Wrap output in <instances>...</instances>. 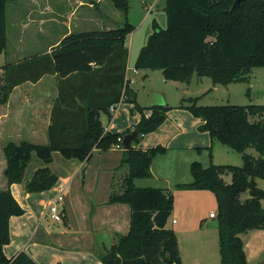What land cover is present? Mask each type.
Listing matches in <instances>:
<instances>
[{
  "label": "trees",
  "instance_id": "16d2710c",
  "mask_svg": "<svg viewBox=\"0 0 264 264\" xmlns=\"http://www.w3.org/2000/svg\"><path fill=\"white\" fill-rule=\"evenodd\" d=\"M15 1L0 0V53L8 46L7 4ZM111 1L116 9L127 13L129 0ZM166 2L167 28L160 29L154 23V32L139 52L135 69L161 70L165 80L172 82L190 84L196 75L210 78L214 85L228 86L248 82L252 69L264 67V0H244L235 9V0ZM133 30L126 21L115 29L71 34L51 53L3 67L0 105L9 101L14 88L38 82L46 74L57 75L59 92L48 129L49 143L9 142L4 147L9 188L0 191V264H38L26 252L12 259L4 253L11 242L10 218L26 213L10 187L25 182L33 156L46 166L25 182L29 194L51 190L58 183V176L48 167L55 152L68 160L90 162L96 151L111 150L132 130L139 136L131 148L124 149L120 165L129 172L109 200L110 204L130 206L131 226L100 259L103 264H183L177 235L167 228L174 209L172 193L135 184L137 179L151 178L153 161L168 151L162 145L146 150L135 145L165 123L171 107H141L130 81H126V43ZM198 100L183 99L180 108L201 119L203 124L198 129L208 132L212 142L242 154L243 165L211 164L205 168L194 162L190 168L193 181L177 188L215 194L221 263L249 264L241 235L264 229V191L256 183V179L264 180V106H200ZM121 102L134 105L141 120L123 133L107 131L101 117L104 114L111 121V108ZM147 110L150 116H146ZM252 117L260 119L252 121ZM250 148L259 153L258 158L247 153ZM229 175L231 182L227 183L224 177ZM246 192L250 198L242 201Z\"/></svg>",
  "mask_w": 264,
  "mask_h": 264
},
{
  "label": "crops",
  "instance_id": "0c3cea01",
  "mask_svg": "<svg viewBox=\"0 0 264 264\" xmlns=\"http://www.w3.org/2000/svg\"><path fill=\"white\" fill-rule=\"evenodd\" d=\"M40 1H42L41 8L43 9L50 10L52 7L55 8L51 0ZM59 2L61 6L64 5L63 0H56L57 7H59ZM100 2L102 0H96V3L99 4ZM75 4L77 5H74V10L69 15V23L64 19L62 22H58L60 25L57 23V29L48 28L47 33L55 32L59 33V36L54 38V35H52V38L50 37L51 42L42 54L51 53L65 37L71 34L95 31L92 27L105 24L104 20H97L92 10L93 4L80 0H77ZM62 8L60 7L57 10ZM109 22L115 23L113 19H110ZM58 25H67V27L65 31L60 32L62 29H59ZM106 29L114 28L113 26H107ZM101 30L105 29L102 28ZM58 40L59 42L56 45L52 44ZM19 53V50L13 51L12 55L17 57ZM19 62H14V64ZM131 72L136 74L139 71L130 69L128 59L126 80L130 79L132 81L130 82V87L136 93L138 102L137 92L132 86L134 80ZM147 76L148 74L146 73L145 78ZM76 82V84L81 85L80 81ZM58 84L59 79L56 74H46L38 82H26L14 88L9 101L4 105H0V166L3 168V177L0 179V191L9 188L7 161L4 155V147L7 143L20 144L23 141L39 145H47L49 143L48 129L52 123V109L58 97ZM182 91L184 92V90ZM162 95L166 102L165 106H169L172 109L169 110L165 123L156 132L145 136L142 140L143 142H140V147L142 150H146L162 145L168 148L167 155L171 157L167 158L168 162L162 160L163 155L156 157L152 164V177L139 180L165 182L166 186H161L160 188L169 192L174 191L172 194L174 197L173 212L176 210L175 206L178 196L186 198L190 203L192 202L190 207L193 210H197L207 197L205 196L207 191L177 188V185L192 182L191 165L200 161L197 160V155H202L208 147L213 146L214 142H212L208 132L199 131L198 127L203 124L201 119L195 118L188 110L180 108L182 101L175 106H170L167 96L165 94ZM151 101L147 105L138 103L141 107L147 109L152 107ZM112 114L113 118L105 128L113 133H123L128 129H132L141 120V114L134 110V105L124 102L117 105ZM145 114L150 116L151 111L147 110ZM124 149L125 147L123 149L112 148L106 152L96 151L90 162L77 160V162L72 161L73 165L66 163L71 161H63L59 157L62 155L59 152H55L53 154L54 160L48 167L58 176V183L51 190L29 194L25 190V182L32 178L37 169L46 166L34 155L27 169L25 182L13 184L10 187L12 194L26 213L22 216L10 218L11 242L4 247V253L7 258L12 259L19 253L26 252L38 264H103L100 256L105 254L106 250L117 242L120 235H127L131 226L130 206L109 203L111 195L114 191H119L120 185L126 177H123L121 173L124 167L120 166ZM173 152L174 154H172ZM57 159L71 173L67 177L60 176L54 168V161ZM94 161L99 167V172L92 171ZM162 161L166 165L165 171L159 167ZM200 162L202 163V161ZM83 170L86 171V176L84 177L86 180L90 175L89 183L83 181L84 192L80 191V182L77 179L78 174ZM226 177H224L225 181L230 183L231 181H228ZM256 183L259 185L257 179ZM60 187H63L64 202L61 201L63 202L62 209L61 202L59 206L64 213L62 221L65 227L53 228L47 226L45 221L48 218V208L58 196ZM143 187L151 186L144 185ZM172 187L174 188L173 191L171 190ZM85 190H87L86 193ZM88 192L93 199L87 201L84 197ZM194 200L195 202H193ZM262 205L264 207V201H262ZM216 209L218 211V206L215 207ZM217 213L213 210L210 212L209 216L212 222L216 217L212 218L211 214L217 216ZM180 214L183 215L184 213L181 212ZM172 215L167 224L169 229H172L169 225L171 219H173V224H178L177 220L172 218ZM204 221L200 223L201 231L198 233V238L191 231H187L192 230L191 228L181 226L173 229L176 235L187 233L192 240L191 246L184 250L180 248L183 264H222L219 231L218 229H212L210 226V232L212 233L204 231ZM241 238L244 242L248 263L258 264L262 262L264 260V229L250 231L241 235Z\"/></svg>",
  "mask_w": 264,
  "mask_h": 264
},
{
  "label": "rangeland",
  "instance_id": "374dc122",
  "mask_svg": "<svg viewBox=\"0 0 264 264\" xmlns=\"http://www.w3.org/2000/svg\"><path fill=\"white\" fill-rule=\"evenodd\" d=\"M53 3L52 9L47 10L41 8L42 1L40 0H17L7 4V37L8 46L6 51L0 53V80L4 74V69L8 64H14L24 59L31 58L36 55H41L51 42L53 37L59 36V33H47L48 28L57 29L56 25L62 20H66L69 23V15L74 10V5L77 0H63V6L57 7L56 0H51ZM85 3L93 4L92 10L95 13L97 20H104L105 24L92 27L93 30L106 29L107 26H113V28L123 27L126 21L134 27L133 32L127 37V46L129 49V62L130 69H135V62L141 49L147 44L149 37L154 32V23L158 25L160 29L167 28V14H166V0H129V9L127 13L120 11L115 8L111 0H102L99 4L96 0H80ZM62 8L61 10H57ZM110 19H113L115 23H110ZM59 24V23H58ZM60 25V24H59ZM58 25V26H59ZM62 29L60 32L65 31L67 25L59 26ZM62 27V28H61ZM63 34V33H60ZM51 37V38H50ZM53 42V41H52ZM58 41L53 42L56 45ZM51 45V44H50ZM19 50L20 53L17 57H13V51ZM138 73L131 72L133 77V88L136 90L138 95V102L141 105H147L152 98L154 93L165 94L168 99L170 106H175L183 99L188 98H199L198 105L200 106H222V105H260L264 106V67L254 68L249 74V81L246 83H233L228 86L214 85L212 80L208 77L199 78L194 75L190 84H183L179 82L167 81L164 78L161 70H138ZM151 71V72H147ZM146 73L148 76L145 78ZM184 90V92L182 91ZM250 90V91H249ZM249 91V93H248ZM138 103V104H139ZM129 104V103H127ZM139 104V105H140ZM172 109V108H171ZM170 109V110H171ZM259 117H252L251 120H258ZM102 122L104 127L109 124V119L106 115H102ZM143 140V139H142ZM141 140V141H142ZM143 142V141H142ZM141 143L135 145L136 148L141 149ZM205 150L202 155H197V161L201 163L205 168L211 164L215 165H232L242 166L243 157L242 154L231 150L227 146L220 142H214L211 146ZM168 151L163 154L162 160L168 162L171 156L167 155ZM170 153V151H169ZM249 155L256 158L259 157V153L250 148L247 150ZM174 154V152L172 153ZM1 156V154H0ZM161 155L157 156L160 157ZM63 161H71L66 163L77 162V160H68L63 158ZM168 158V159H167ZM165 159V160H164ZM160 163V169H166V165ZM54 168L62 177H67L71 174L66 167L59 163L58 159L54 161ZM3 168L0 166V179L3 177ZM84 171V170H83ZM83 171L78 174V181L80 182V191L84 192L83 181H90V175L88 179H83ZM92 171L99 172L96 162H93ZM27 172V171H26ZM29 172V171H28ZM62 172V173H60ZM129 170L127 167L122 169L123 177L127 176ZM28 174V173H27ZM67 174V175H62ZM86 176V175H85ZM228 181H231V176L226 177ZM173 180V179H172ZM193 181V179H192ZM258 187L264 191V180L257 179ZM135 184L138 187L151 186L152 188H160L166 186L165 182L159 180H135ZM172 191L174 188L172 187ZM87 190H85V193ZM170 193H174L170 191ZM176 194V193H175ZM91 194L88 192L84 197L85 200L93 199ZM178 196V195H177ZM205 200L201 203V207L197 210L190 207V203L186 198L178 196L175 206V212H173L172 218H175L178 224H173V219L170 220L169 225L172 229L185 226L191 228L196 238L199 237L198 233L200 230V223L204 221L205 230L210 232V224L212 222L209 214L213 210L218 212L215 207L217 205V199L214 193L207 191ZM250 198L249 192L241 195V200L245 201ZM95 200V198H94ZM64 202V201H63ZM61 202V209L62 203ZM195 202V200L193 201ZM200 206V204H199ZM190 209V210H189ZM174 211V209H173ZM184 213L181 215L180 213ZM75 216V213H74ZM207 218V219H206ZM76 219V216H75ZM49 227H65L63 221L57 222L51 219L48 214L47 221H45ZM52 228V229H53ZM184 228V227H183ZM194 228V229H193ZM186 230V229H185ZM179 249L183 250L191 246V237L187 233H180L177 235Z\"/></svg>",
  "mask_w": 264,
  "mask_h": 264
},
{
  "label": "water",
  "instance_id": "95a60500",
  "mask_svg": "<svg viewBox=\"0 0 264 264\" xmlns=\"http://www.w3.org/2000/svg\"><path fill=\"white\" fill-rule=\"evenodd\" d=\"M244 0H235V3L233 5V9H235L238 5L241 4ZM166 102L164 100L163 95L159 93H154L152 95V101L151 106H165ZM139 136V132L137 130H133L131 133L127 134L124 137L123 145L125 148L129 149L132 147L133 142L137 139ZM86 171H83V178L85 177ZM210 227L212 229H218L219 228V220L215 219L211 224Z\"/></svg>",
  "mask_w": 264,
  "mask_h": 264
},
{
  "label": "built area",
  "instance_id": "2783aa9c",
  "mask_svg": "<svg viewBox=\"0 0 264 264\" xmlns=\"http://www.w3.org/2000/svg\"><path fill=\"white\" fill-rule=\"evenodd\" d=\"M127 81V80H126ZM130 82H132L130 79L128 80ZM116 109V106L111 108V111H114ZM123 138L119 139V144L115 145L114 148H118V149H123L124 145H123ZM63 187H60V191L58 193V196L56 197V199H54L49 208H48V214L50 215V217L55 220V221H62L64 218V213L61 211L59 203L61 201H63ZM212 218H215L216 215L215 214H211Z\"/></svg>",
  "mask_w": 264,
  "mask_h": 264
}]
</instances>
